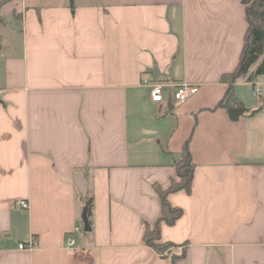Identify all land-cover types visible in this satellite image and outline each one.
<instances>
[{
  "label": "crops",
  "instance_id": "obj_1",
  "mask_svg": "<svg viewBox=\"0 0 264 264\" xmlns=\"http://www.w3.org/2000/svg\"><path fill=\"white\" fill-rule=\"evenodd\" d=\"M0 18V264H264V92L238 77L242 110L217 107L243 43L240 0H0ZM181 83L197 90L174 106ZM186 141L191 191L168 196L182 215L162 224L177 246L161 257L143 227Z\"/></svg>",
  "mask_w": 264,
  "mask_h": 264
},
{
  "label": "trees",
  "instance_id": "obj_2",
  "mask_svg": "<svg viewBox=\"0 0 264 264\" xmlns=\"http://www.w3.org/2000/svg\"><path fill=\"white\" fill-rule=\"evenodd\" d=\"M244 6L246 20V29L243 37V43L240 50L238 62L235 68L228 73L221 75L220 80L226 83L227 87L222 99L217 107H226L230 110L234 107H240L242 104L232 99L233 85L238 77H243L248 82H255L261 77L264 81V65L260 58L264 54V0H240ZM72 6V0H70ZM264 92V85H262ZM174 167V177L166 188L153 184V188L159 200V215L152 224H144L142 232V242L151 247L159 256H165L170 248L177 244L163 240L161 237L162 224L173 225L182 215V209L172 205L168 196L174 192L190 193L194 163L191 160L187 141L182 145L179 156L172 161ZM92 210V197L87 199L86 214L90 217ZM185 254L182 249L180 256ZM176 258V256H172Z\"/></svg>",
  "mask_w": 264,
  "mask_h": 264
},
{
  "label": "built area",
  "instance_id": "obj_3",
  "mask_svg": "<svg viewBox=\"0 0 264 264\" xmlns=\"http://www.w3.org/2000/svg\"><path fill=\"white\" fill-rule=\"evenodd\" d=\"M197 86L193 84L188 83H181L175 86L171 98L172 103L174 106L181 105L190 95H192L194 92H196ZM252 92L253 95L256 98H261L263 95L262 87L259 82H253L252 83ZM163 95H164V85L161 83H152L149 85V97L152 102L159 103L163 101ZM18 204L22 208H27L28 203L25 200L18 201ZM80 227H75L71 232L66 233L64 237V248L68 250H74L77 248V241L76 237L74 236L75 233L80 232ZM34 243L29 242L28 244L19 243L18 249H26L31 250L34 248Z\"/></svg>",
  "mask_w": 264,
  "mask_h": 264
},
{
  "label": "water",
  "instance_id": "obj_4",
  "mask_svg": "<svg viewBox=\"0 0 264 264\" xmlns=\"http://www.w3.org/2000/svg\"><path fill=\"white\" fill-rule=\"evenodd\" d=\"M240 110H242V109L241 108H232L230 110V113H229L230 118L235 119L238 115V111H240ZM81 219H82V223H83V230L84 231H90V225H89V221H88L87 214H86V206L82 210Z\"/></svg>",
  "mask_w": 264,
  "mask_h": 264
},
{
  "label": "rangeland",
  "instance_id": "obj_5",
  "mask_svg": "<svg viewBox=\"0 0 264 264\" xmlns=\"http://www.w3.org/2000/svg\"><path fill=\"white\" fill-rule=\"evenodd\" d=\"M8 20H9V17H8ZM0 21H2V19L0 18ZM1 43H2V40H1V38H0V48H1ZM260 61V60H259ZM260 79H257V80H255L256 82L257 81H259ZM251 85H252V83H251ZM261 87H262V85H261ZM242 89V91H243V93L245 94V96L246 97H248V98H250L251 100H253V96H252V94H251V90H249L248 88H241ZM173 248V247H172ZM172 248H170L168 251H171L172 250Z\"/></svg>",
  "mask_w": 264,
  "mask_h": 264
}]
</instances>
